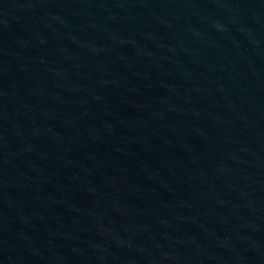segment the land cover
Wrapping results in <instances>:
<instances>
[{
    "label": "water",
    "instance_id": "water-1",
    "mask_svg": "<svg viewBox=\"0 0 264 264\" xmlns=\"http://www.w3.org/2000/svg\"><path fill=\"white\" fill-rule=\"evenodd\" d=\"M0 264H264V0H0Z\"/></svg>",
    "mask_w": 264,
    "mask_h": 264
}]
</instances>
